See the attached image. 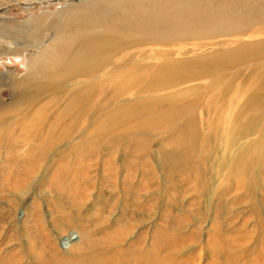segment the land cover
<instances>
[{"label": "rangeland", "instance_id": "374dc122", "mask_svg": "<svg viewBox=\"0 0 264 264\" xmlns=\"http://www.w3.org/2000/svg\"><path fill=\"white\" fill-rule=\"evenodd\" d=\"M118 1L0 0V264H252L264 0H162L158 26L125 23L127 0L95 28L73 15Z\"/></svg>", "mask_w": 264, "mask_h": 264}, {"label": "bare ground", "instance_id": "6f19581e", "mask_svg": "<svg viewBox=\"0 0 264 264\" xmlns=\"http://www.w3.org/2000/svg\"><path fill=\"white\" fill-rule=\"evenodd\" d=\"M103 1V0H102ZM124 0H121V1H118L119 3H115V5H113V3L111 4V6H106L104 5L105 7H102V8H96V10L94 11H89V12H76L74 13L73 15L74 16H78L76 18L77 19H82L85 21V24L92 27L94 26V28L97 26V24H99L100 20L98 19H101L100 16H103L105 14H110L112 11H114L117 6L121 3H124L123 2ZM162 0H146V1H142V2H136V0H131V1H128L127 2H130V7L125 10V9H121L123 10L122 11V19L124 20L125 23H127L128 25L130 23H133V24H141L143 21L145 23V21H149V20H152L150 22H148L149 24L150 23H154L155 25L158 26V21H159V18L162 19V16H166V14H164V10L162 9V6L160 5ZM194 1V0H192ZM192 1H187L185 2L182 7L187 10L188 7L190 8V6H193L195 3H193ZM199 2H201L200 0H197ZM195 1V2H197ZM82 2V1H80ZM85 2V1H84ZM112 2V1H110ZM160 2V3H159ZM173 3H176L175 0H172ZM178 3V2H177ZM176 3V4H177ZM109 5V4H107ZM198 5V3L196 4ZM173 6V5H172ZM174 7V6H173ZM194 7V6H193ZM225 8V7H224ZM246 8V7H245ZM162 9V13H160V10ZM179 9V8H178ZM218 9V8H217ZM222 9V8H221ZM174 10V9H173ZM206 10V9H205ZM81 11V10H80ZM189 11V10H188ZM207 11V10H206ZM222 11V10H221ZM225 11V10H224ZM223 11V12H224ZM115 12V11H114ZM208 12V11H207ZM219 12V11H217ZM160 13V14H159ZM92 14V15H90ZM112 14V13H111ZM208 15V13H206ZM234 14V13H233ZM83 15H85L83 17ZM207 15H204V19H205V22L207 23V27L205 29V32L207 33H210V37H212L215 33V31H219V32H222V33H225L227 32L228 33H231L233 31H236L237 29L234 28V26L232 27V25L228 24L227 22V18H222V17H219V16H214V17H211V16H207ZM217 15H220L217 13ZM107 16V15H106ZM222 16V15H221ZM70 17V16H69ZM83 17V18H81ZM84 18H87L88 21H90V23L88 21H86ZM73 19V17H72ZM104 19V18H103ZM71 20V19H70ZM106 21H108L107 19H105ZM165 20V19H164ZM104 21V20H103ZM102 22V21H101ZM193 22L194 20L193 19H189V21L187 20V23L186 21L184 23L188 24V26H193ZM69 23V22H68ZM123 23V22H122ZM107 24V23H106ZM68 25V24H67ZM164 25V24H163ZM66 26V25H65ZM122 26V25H121ZM140 27H143L140 26ZM93 28V27H92ZM145 28V27H144ZM84 29V28H83ZM88 30V29H86ZM142 30V29H141ZM82 31V30H81ZM85 31V30H84ZM93 31V30H92ZM121 31V30H120ZM204 32V31H203ZM87 34V33H86ZM145 34V33H144ZM81 35V34H80ZM92 35V34H91ZM90 36V35H89ZM149 36V35H148ZM144 37V36H143ZM147 38V36H146ZM150 38V37H148ZM169 38V37H168ZM169 40V39H168ZM165 41V40H164ZM170 41V40H169ZM167 42V41H165ZM169 43V42H168ZM156 44V43H155ZM37 45V44H36ZM40 46V45H38ZM51 47V48H50ZM47 50V52H41L40 55L37 56V58L34 60L36 62H33L31 65L33 68H36L38 63H37V60L41 61V60H45L44 62V66H43V69H45L46 67H48L49 65L51 67L54 66V64L56 63L58 59L57 57V49H58V44H52ZM36 48V47H35ZM47 49V48H46ZM87 53H90L91 49L90 50H86ZM40 63V62H39ZM41 64V63H40ZM72 239V236H68L65 238V241L66 243H69V241ZM261 244H263V246H261L260 244H257L255 250H256V253H257V258L255 259L254 262H252V264H264V242H262ZM229 248H231L229 246ZM227 249H228V246H227ZM236 251V250H235ZM234 251V252H235ZM236 253V252H235ZM228 257H231L228 256ZM245 262V261H244Z\"/></svg>", "mask_w": 264, "mask_h": 264}]
</instances>
